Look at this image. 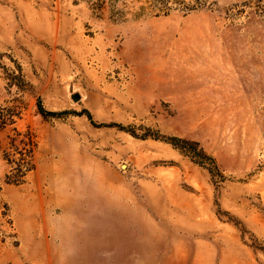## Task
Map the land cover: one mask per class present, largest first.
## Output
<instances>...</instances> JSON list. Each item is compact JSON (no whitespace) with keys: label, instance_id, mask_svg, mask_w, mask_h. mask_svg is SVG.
Here are the masks:
<instances>
[{"label":"rangeland","instance_id":"obj_1","mask_svg":"<svg viewBox=\"0 0 264 264\" xmlns=\"http://www.w3.org/2000/svg\"><path fill=\"white\" fill-rule=\"evenodd\" d=\"M0 125V264H264V0H0Z\"/></svg>","mask_w":264,"mask_h":264},{"label":"trees","instance_id":"obj_2","mask_svg":"<svg viewBox=\"0 0 264 264\" xmlns=\"http://www.w3.org/2000/svg\"><path fill=\"white\" fill-rule=\"evenodd\" d=\"M38 108H39V111L43 114V115H46V116H54V115H58V114H64V113H67L68 111H61V112H55V111H49V110H46L43 105H42V102L41 100H38ZM78 114L80 115H83L85 114L92 122H95L94 119H93V114L91 113V111H89L88 109H83L82 111L78 112ZM105 126H117L121 129H125L127 131H130L132 132L134 135H136L135 131L129 129V127L127 126H123L119 123H109V124H103ZM1 126V125H0ZM151 133L149 134H145V137L150 135ZM156 138H162L164 140H166L167 142H170L171 144H173L175 147L181 149V150H184V151H187V152H190L192 153L193 156H199L201 154V150L198 149L197 147V143L195 142H190L184 138H180V137H177V136H161L159 134H154L152 135Z\"/></svg>","mask_w":264,"mask_h":264},{"label":"bare ground","instance_id":"obj_3","mask_svg":"<svg viewBox=\"0 0 264 264\" xmlns=\"http://www.w3.org/2000/svg\"><path fill=\"white\" fill-rule=\"evenodd\" d=\"M86 238H87V240H89V237L88 236H86Z\"/></svg>","mask_w":264,"mask_h":264}]
</instances>
